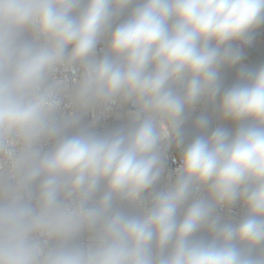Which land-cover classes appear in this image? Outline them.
I'll use <instances>...</instances> for the list:
<instances>
[{
    "label": "clouds",
    "instance_id": "9594fccd",
    "mask_svg": "<svg viewBox=\"0 0 264 264\" xmlns=\"http://www.w3.org/2000/svg\"><path fill=\"white\" fill-rule=\"evenodd\" d=\"M262 25L264 0H0V264H264V65L220 78ZM202 103L237 127L185 143Z\"/></svg>",
    "mask_w": 264,
    "mask_h": 264
},
{
    "label": "built area",
    "instance_id": "2783aa9c",
    "mask_svg": "<svg viewBox=\"0 0 264 264\" xmlns=\"http://www.w3.org/2000/svg\"><path fill=\"white\" fill-rule=\"evenodd\" d=\"M126 16V14H125ZM125 16H122L120 20H118L116 23L118 24L125 18ZM115 27V25H114ZM264 42V37H263ZM105 48V43L102 41L100 44L97 45V55H103V51ZM261 65H264V46L262 50V62L261 64H258L254 69L259 68ZM249 69V70H254ZM223 90H221V93ZM219 100V97L217 98V101ZM132 111L131 105H128L124 108H117L114 109L111 113L102 116L98 120H96L93 128L91 129L94 132L103 134L109 131H112L114 129H117L119 127L124 126L128 122V113ZM205 115L209 118V124L212 126V128L220 127V119L216 113L215 105L214 104H198L194 110H192L186 119V122L183 126V132L185 137V143L189 142L192 138H194L195 133L197 132L194 128V121L195 119L200 116ZM93 121V117L91 115L86 116L82 120V126H87L91 124ZM45 148L50 147V145H45ZM181 154V149L176 148L173 146L166 154L165 157V170L164 173L161 176L160 181L155 186V190H161L165 188L172 179H174L175 175V169L179 165V158ZM203 193H201L202 195ZM121 207H124L125 209H128L129 206L127 204L120 205ZM183 209L181 210L182 214ZM218 214L221 216L223 221H231L233 223L238 222L244 215V208L240 204H236L231 209H220L218 210ZM198 237H204L207 238L206 233H198ZM88 239L87 234H84L80 237L81 242H86Z\"/></svg>",
    "mask_w": 264,
    "mask_h": 264
},
{
    "label": "trees",
    "instance_id": "16d2710c",
    "mask_svg": "<svg viewBox=\"0 0 264 264\" xmlns=\"http://www.w3.org/2000/svg\"><path fill=\"white\" fill-rule=\"evenodd\" d=\"M264 35V34H263ZM240 50L243 56V59L248 63L250 62L251 64L254 65H258L261 64L262 62V53L256 51L251 44H248L246 46H240ZM228 67H225L223 69H221L220 74H222L225 70H227ZM220 127L226 128L231 132H234L237 125L230 122V121H221L220 120ZM212 130H214V128H212V126H210L209 124V129L208 132L210 133ZM198 133L196 132L195 135H197ZM194 135V136H195Z\"/></svg>",
    "mask_w": 264,
    "mask_h": 264
},
{
    "label": "crops",
    "instance_id": "0c3cea01",
    "mask_svg": "<svg viewBox=\"0 0 264 264\" xmlns=\"http://www.w3.org/2000/svg\"><path fill=\"white\" fill-rule=\"evenodd\" d=\"M262 27V26H261ZM260 27V28H261ZM260 28H258V29H256L255 30V32H253L252 33V42L250 43L251 45H252V47L256 50V51H258V52H260V53H262V50H263V46H264V42H263V34H264V28H263V32H262V36H261V38L258 40V39H255L256 37V32L260 29ZM236 67H239V70H234V71H236V73H234V72H226V77H227V80H228V82H229V87L230 86H232L234 83H236L237 82V78H238V76H239V73H240V70L242 69V68H246V69H254L256 66H257V64L256 65H254V64H251L250 62H246L244 59H243V56H242V59H241V61L238 63V64H236L235 65ZM237 75V76H236ZM221 77V76H220Z\"/></svg>",
    "mask_w": 264,
    "mask_h": 264
},
{
    "label": "rangeland",
    "instance_id": "374dc122",
    "mask_svg": "<svg viewBox=\"0 0 264 264\" xmlns=\"http://www.w3.org/2000/svg\"><path fill=\"white\" fill-rule=\"evenodd\" d=\"M263 28H264V25H262V27L256 32L257 34L255 36L256 37L255 39L259 40L261 38L262 32H263ZM234 70H239V67H236L235 65L232 66V67H228L227 70H225L222 74H220V76H221L220 77L221 78V84H222L221 90H224V89L229 87V85H228L229 82H228L227 77H226V72H231L232 71V72L236 73V71H234Z\"/></svg>",
    "mask_w": 264,
    "mask_h": 264
}]
</instances>
